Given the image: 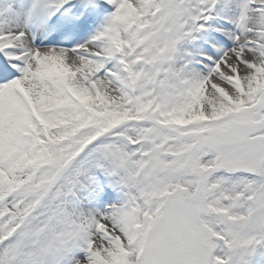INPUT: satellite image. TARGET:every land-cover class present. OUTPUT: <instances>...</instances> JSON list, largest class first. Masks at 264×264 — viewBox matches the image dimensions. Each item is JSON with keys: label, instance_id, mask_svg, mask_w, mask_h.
Masks as SVG:
<instances>
[{"label": "snow or ice", "instance_id": "6c2138e0", "mask_svg": "<svg viewBox=\"0 0 264 264\" xmlns=\"http://www.w3.org/2000/svg\"><path fill=\"white\" fill-rule=\"evenodd\" d=\"M0 264H264V0H0Z\"/></svg>", "mask_w": 264, "mask_h": 264}]
</instances>
